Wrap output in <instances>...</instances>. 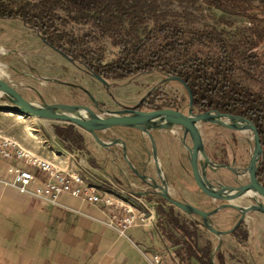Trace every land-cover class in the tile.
<instances>
[{"label":"trees","instance_id":"16d2710c","mask_svg":"<svg viewBox=\"0 0 264 264\" xmlns=\"http://www.w3.org/2000/svg\"><path fill=\"white\" fill-rule=\"evenodd\" d=\"M158 1L0 0V19L23 21L37 29L53 49L107 80L154 72L164 77L178 76L190 88L199 112L218 110L252 120L261 135L263 158L258 179L264 185V0H176L202 2L209 8L247 18L252 34L239 43L217 28L188 29L167 20L155 7ZM70 22L89 25L98 33L97 38H108L118 51L116 58L106 61L104 54L89 47L91 33L76 36L65 29ZM242 44L247 48L242 49ZM240 72L257 80L260 89L244 85L238 78ZM166 96L163 85L139 108L158 109L166 104L159 102ZM170 103L181 104L177 99ZM55 133L69 142L71 149L87 150L86 136L77 126L57 125ZM161 200L156 225L164 241L175 247L174 264H227L225 253L216 251L211 240L200 243L201 221L182 217L175 206ZM232 235L240 242L249 237L241 226Z\"/></svg>","mask_w":264,"mask_h":264},{"label":"rangeland","instance_id":"374dc122","mask_svg":"<svg viewBox=\"0 0 264 264\" xmlns=\"http://www.w3.org/2000/svg\"><path fill=\"white\" fill-rule=\"evenodd\" d=\"M155 7L158 13L164 15L167 20L175 21L184 28H217L220 31H224L225 36L232 42H243L245 36H251L252 34L251 30H249L251 23L247 18L209 8L202 2L192 4L189 2H178L176 0H159ZM254 12L259 11L255 10ZM150 25L152 26L153 23L150 22ZM64 28L74 33L76 36L91 33L93 38L88 46L104 54L106 61H112L116 58L118 51L111 45L110 40L102 37L97 38L99 37L98 33L89 25L70 22L67 23ZM0 35L2 37L3 48V54L1 55L3 63V80L14 84L25 96L35 101L49 104L64 103L89 105L92 104V100L86 92L87 90L98 102L102 103L108 109H120V103L128 106L136 105L151 88L155 87L161 80L167 78L154 72L129 79H112L109 80L111 86L107 90L102 83L89 74L88 69L82 63L73 64L69 62L45 42L37 29L29 27L23 21L19 19H0ZM241 47L242 49L247 48V45L242 44ZM261 52L264 60V53L263 51ZM260 71L261 70L258 69V72ZM238 78L244 85L255 90L260 89V83L243 72L239 73ZM164 90L167 96L164 100L159 101L160 104L166 103V106L169 103L168 105H171L170 102L176 101V99L179 100L181 104H176L175 106H187L189 104V98L186 93L187 90L180 82L166 81L164 83ZM94 112L101 113L98 108H94ZM13 115L18 116L17 114ZM6 118L9 127L7 128V133H5V137L16 142L26 152H30L39 160L50 162V160L45 159L48 155L46 153H55V158H58V152L61 151L66 153L69 158H72L71 154L64 150V143L54 132L55 126L67 123L39 119L36 117H24L25 120L23 118L18 120L13 116H7ZM30 124L34 126L36 129L35 131L32 130ZM124 129H117L118 131L114 130L111 132H115L116 135L122 136H127V131L132 132ZM156 130L158 129H154L153 131ZM29 132H33V134L36 133L41 138L38 140L34 139ZM202 132L204 135L205 147L208 150L207 153L211 156L214 155L212 156V161L220 165L224 164L222 162H225L226 165L231 167V169H212L211 166L208 167L207 174L210 180L214 183L232 186L247 183L249 181L247 167L253 151V135L248 131L241 132L229 128L208 126L202 127ZM23 134L29 136L28 144L33 145L34 148H36L34 150H39V154L31 151L30 146L28 149L27 146L24 145ZM144 135L150 144L148 155L155 161L157 167V164L160 165L159 160L156 163L155 154L151 149L152 143L150 142V138L146 133H144ZM89 136L92 138L93 143L99 146L92 135L90 134ZM46 141H48V143H46ZM48 144H50V146ZM70 150L73 151V153L77 151V158L82 154V151L78 152L80 151L78 149L70 148ZM41 152H46L44 155L45 158L41 155ZM118 154L116 168L120 173L126 176L125 180L133 183L136 189L140 188V190H142L143 188L145 190L146 188L147 192L154 195L153 198L155 200L161 198L152 181L146 183L129 169L123 157L122 147L118 150ZM130 161L137 167L135 165L136 162L134 163L131 159ZM139 165L143 173L146 174V166ZM163 174L164 173H162V175ZM157 182H160L159 178H157ZM194 184L192 185L194 187L193 190L188 189L189 185L187 183L180 184L178 193L173 191L174 188L170 186L169 183L167 185L170 191L172 190L171 193L174 197L182 201L190 202L203 210L211 211L222 204V202L213 200L205 195L199 189L195 180ZM258 200H260V202L263 201L262 198ZM240 204L247 207L256 204V200L247 198L246 200H240ZM158 205L159 203L157 202V207ZM176 211L180 212L181 210L176 208ZM181 212L182 216L186 219H199V221H202L199 216L189 215L183 211ZM239 219L240 214L238 211L232 208H226L214 215L211 220L212 224L217 229L229 231L235 227ZM201 226V244H205L207 240H211L216 248H219V250L225 253L227 264H260V256L257 254L264 255V214L262 212H251L246 216V220L242 225H240L242 231L248 232L249 236L248 239L243 242L238 241L232 233L225 234L223 235L224 237H218L205 228L204 225ZM251 236L252 238H250ZM171 262V257L167 256L165 264H170Z\"/></svg>","mask_w":264,"mask_h":264},{"label":"crops","instance_id":"0c3cea01","mask_svg":"<svg viewBox=\"0 0 264 264\" xmlns=\"http://www.w3.org/2000/svg\"><path fill=\"white\" fill-rule=\"evenodd\" d=\"M0 42L2 45L1 35ZM7 116L16 117L18 120L25 117L0 112V132L4 137L9 127ZM30 126L33 131L36 130L32 124ZM124 130L132 132L127 131V136L108 132L102 133L101 137L107 141L112 138L124 139L130 146V159L136 162V168L143 173L139 164L144 165L147 168L146 174L159 178L158 166L156 167L155 161L148 155L150 144L144 133L134 128ZM81 131L86 136L87 150L78 151H82L79 158L76 157L77 151L73 153L70 150V143L61 140L56 133L66 146H63L64 150L68 151L72 158L63 151L58 152V158H55V153L50 152H41V155L44 157L45 153L48 154L47 158H44L62 169L79 172L85 176L87 171H90L100 181L101 188L116 200L124 198V202L129 203L123 195L136 193L143 196L155 215V227H134L122 234L115 225L109 223L112 222L110 209H103L69 194H62L55 203L46 198L23 194L13 184L15 171L29 166L18 158L5 159L0 156V264H154L155 254H160L165 263L167 256H170V264H174L175 247L164 241L162 232L156 225L158 208L162 205L161 198L155 200L154 195L147 192L146 188L136 189L133 183L125 180L126 176L116 168L117 154L121 146L110 150L102 148L93 143L89 133L82 129ZM29 133L34 139L41 138L36 133ZM152 134L166 182L173 186L176 193L182 183H187L188 189L193 190L194 178L190 153L186 146L191 145V141L186 138L185 145L182 128L152 130ZM23 135L24 145L28 149L30 146L31 151L39 154V150H34L36 148L28 144L29 136ZM150 142L152 143L151 139ZM153 148L152 143L151 149ZM209 156L213 160L214 155ZM222 163L224 164H219V169L231 168L225 167L228 166L225 162ZM30 168L36 174L42 175L40 170ZM176 212L182 216L181 211ZM257 255L260 256L259 263L264 264V255Z\"/></svg>","mask_w":264,"mask_h":264},{"label":"water","instance_id":"95a60500","mask_svg":"<svg viewBox=\"0 0 264 264\" xmlns=\"http://www.w3.org/2000/svg\"><path fill=\"white\" fill-rule=\"evenodd\" d=\"M46 42V41H45ZM47 43V42H46ZM50 47L49 43H47ZM53 48V47H52ZM69 62L76 64L75 60L70 56L55 49ZM3 48L0 42V112H13L28 117H36L39 119H48L73 124L78 128L91 134L94 140L105 149H112L116 146L123 148V157L128 164L129 169L145 182H153L157 193L165 199L170 205L179 208L186 214L199 216L205 228L214 233L218 237L225 234L233 233L246 220V216L254 211L264 214V185L258 179V168L263 158V148L261 143V135L256 124L243 116L222 113L218 110L208 112H198L194 106V98L187 83L178 76H169L161 80L155 87L151 88L145 96L134 106L120 104V109L111 110L98 102L94 96L89 94L92 104H49L29 99L14 84H11L2 78L3 63L1 55ZM89 74L102 83L108 90L111 86L109 80L99 74L89 71ZM166 81L180 82L189 93V104L187 106H164L158 109L143 110L140 105L148 99L156 90L161 88ZM94 108H98L101 113H95ZM223 127L241 132L248 131L253 135V151L250 157L247 173L249 181L245 184L232 186L214 183L207 174L208 167L218 168L219 164L213 162L206 150L203 137L202 127ZM180 127L184 131L186 138L190 136L192 145H186L190 153V164L192 167L193 178L199 189L213 200L220 201L214 210H203L190 202L179 200L174 197L169 189L168 183L162 175L160 165L158 166L159 179L149 174L142 173L130 161V146L122 138H112L105 140L101 137L102 133H108L117 129L134 128L146 133L151 139L154 146V154L156 163L158 155L156 149V141L153 137L152 130H172ZM225 166V165H224ZM230 168L229 166H225ZM256 200V204L244 207L240 204V200L244 198ZM262 198L263 201L258 200ZM226 208H232L239 212L240 219L235 227L229 231L217 229L212 224V217ZM219 248H216L218 251Z\"/></svg>","mask_w":264,"mask_h":264},{"label":"built area","instance_id":"2783aa9c","mask_svg":"<svg viewBox=\"0 0 264 264\" xmlns=\"http://www.w3.org/2000/svg\"><path fill=\"white\" fill-rule=\"evenodd\" d=\"M0 156L5 159L18 158L29 166L15 171L13 184L23 194L46 198L52 203L62 194H69L103 209H110L112 222L109 223L122 234L134 227H155V215L143 196L130 193L125 195L129 203L124 202V198L116 200L101 188L100 181L90 171L85 176L62 169L53 162L39 160L1 132ZM30 167L40 170L42 175L36 174ZM153 262L165 264L160 254L153 256Z\"/></svg>","mask_w":264,"mask_h":264},{"label":"flooded vegetation","instance_id":"af4514ba","mask_svg":"<svg viewBox=\"0 0 264 264\" xmlns=\"http://www.w3.org/2000/svg\"><path fill=\"white\" fill-rule=\"evenodd\" d=\"M147 100V99H146ZM176 104H174V103H171V105H166V106H175ZM178 105V104H177ZM165 105H163V106H161L160 108H162V107H164ZM143 110H145V109H143ZM187 138H189L190 139V141H191V145H192V140H191V138H190V136H188ZM153 152H154V148H153ZM210 157V156H209ZM191 165V164H190ZM191 169H192V167H191ZM231 169V168H230ZM161 197V196H160ZM162 198V197H161ZM165 200V199H164ZM243 200V199H242ZM245 200H246V198H245ZM168 203V202H167Z\"/></svg>","mask_w":264,"mask_h":264},{"label":"bare ground","instance_id":"6f19581e","mask_svg":"<svg viewBox=\"0 0 264 264\" xmlns=\"http://www.w3.org/2000/svg\"><path fill=\"white\" fill-rule=\"evenodd\" d=\"M2 112H6V111H2ZM8 113H13V112H8ZM13 114H16V113H13ZM17 115H22V114H17ZM22 116H24V115H22ZM26 117V116H25ZM32 130H34L33 128H32ZM36 137V136H35ZM38 138V137H37ZM246 198V197H245ZM244 198V199H245ZM247 199V198H246Z\"/></svg>","mask_w":264,"mask_h":264}]
</instances>
